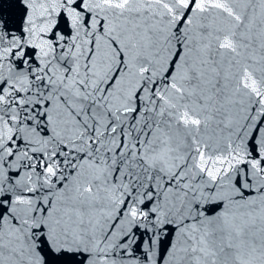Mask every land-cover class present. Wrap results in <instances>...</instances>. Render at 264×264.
<instances>
[{"label":"snow or ice","instance_id":"obj_1","mask_svg":"<svg viewBox=\"0 0 264 264\" xmlns=\"http://www.w3.org/2000/svg\"><path fill=\"white\" fill-rule=\"evenodd\" d=\"M16 6L0 264H264V0Z\"/></svg>","mask_w":264,"mask_h":264},{"label":"water","instance_id":"obj_2","mask_svg":"<svg viewBox=\"0 0 264 264\" xmlns=\"http://www.w3.org/2000/svg\"><path fill=\"white\" fill-rule=\"evenodd\" d=\"M16 4L17 0H0V5H3L0 11H2L5 16L10 17L13 23L18 22L21 17L20 8L17 7Z\"/></svg>","mask_w":264,"mask_h":264}]
</instances>
